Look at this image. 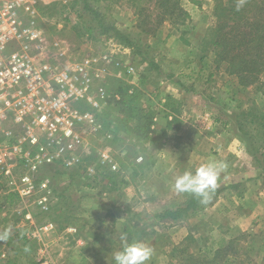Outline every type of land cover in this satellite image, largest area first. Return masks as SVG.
Returning a JSON list of instances; mask_svg holds the SVG:
<instances>
[{"label": "rangeland", "instance_id": "obj_1", "mask_svg": "<svg viewBox=\"0 0 264 264\" xmlns=\"http://www.w3.org/2000/svg\"><path fill=\"white\" fill-rule=\"evenodd\" d=\"M160 1L38 2L44 54L88 83L68 107L92 120L76 140L43 139L45 192L0 185V264H264V95L216 66L214 0ZM201 186L216 190L162 215Z\"/></svg>", "mask_w": 264, "mask_h": 264}, {"label": "built area", "instance_id": "obj_2", "mask_svg": "<svg viewBox=\"0 0 264 264\" xmlns=\"http://www.w3.org/2000/svg\"><path fill=\"white\" fill-rule=\"evenodd\" d=\"M39 1L0 0V185L2 193L20 199L47 189L46 178L37 177L38 168L54 158L45 144L76 140V122L83 117L92 120L89 114L79 115L68 107L69 101L85 96L88 83L78 88L69 72L54 69L44 54L47 37L37 25ZM62 54L53 59L58 63ZM92 61L87 58L84 64ZM46 138L50 140L44 144ZM58 151L60 155L63 147ZM45 201L43 196L38 204L45 208ZM37 235L33 230L27 237Z\"/></svg>", "mask_w": 264, "mask_h": 264}, {"label": "trees", "instance_id": "obj_3", "mask_svg": "<svg viewBox=\"0 0 264 264\" xmlns=\"http://www.w3.org/2000/svg\"><path fill=\"white\" fill-rule=\"evenodd\" d=\"M169 3L170 0H161L159 4L169 11ZM176 11L179 17L187 16L179 7ZM211 15L213 23L209 31L216 66L223 64L227 72L236 77L240 86H253L264 95V0H214ZM133 100L132 96L122 101L125 105L121 107L130 111ZM103 113L106 121L103 125L107 128L111 120L107 118L108 112L104 110ZM256 119L264 121V109L257 111ZM215 190L213 186L197 187L190 191L189 199L182 208L166 209L162 215L176 217L178 212L187 213L195 208L197 201L206 193ZM217 254L218 251L214 256Z\"/></svg>", "mask_w": 264, "mask_h": 264}, {"label": "crops", "instance_id": "obj_4", "mask_svg": "<svg viewBox=\"0 0 264 264\" xmlns=\"http://www.w3.org/2000/svg\"><path fill=\"white\" fill-rule=\"evenodd\" d=\"M261 194V193H260Z\"/></svg>", "mask_w": 264, "mask_h": 264}]
</instances>
